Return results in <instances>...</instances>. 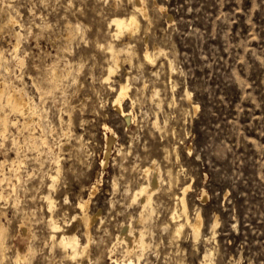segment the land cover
<instances>
[{
  "label": "rangeland",
  "instance_id": "1",
  "mask_svg": "<svg viewBox=\"0 0 264 264\" xmlns=\"http://www.w3.org/2000/svg\"><path fill=\"white\" fill-rule=\"evenodd\" d=\"M33 2L34 10L27 5L20 9L19 18L12 15L17 25L9 23L10 15L0 16V67H8V71L0 68V81L5 80L17 93L20 90L35 107L31 118L9 106L0 110L9 121L0 138L6 132L20 138L19 143L5 141V148L14 146L15 150L0 155V161H7L2 172L0 166V179L2 173L7 179L13 176V168L19 169V181L0 183V213L7 217H0L7 228L5 237L22 239L35 234L51 243L46 225L51 214L63 231L85 243L77 205L87 201L85 208L93 215L98 213L90 240H97L106 230L105 244L117 247V256L109 252L111 258L101 259L100 264H114L113 259L136 263L133 255L123 252L116 236L122 224L140 227V208L132 196L137 184L144 182L143 169L153 163L159 183L153 194L154 212L145 225L149 247L139 264H264V0H147L149 19L139 18V29L129 38H112L114 27L109 26L113 17H126L132 11L127 0L119 8L112 0L111 7L96 0H71L68 7V0H60L55 11L50 2L47 7L39 0ZM69 25L88 29L84 32L87 46L79 43V36L67 38L72 34ZM70 39L71 55L63 50ZM16 40L19 44L13 52ZM108 43L118 49L127 44L131 53V59L120 63L104 83L108 105L99 113L95 108L89 110L94 93L81 90L66 101L72 110L68 114L62 110L53 120L54 125L67 122L61 134L80 138L84 151L91 153L84 161L86 166H79L75 176L60 171L53 187L50 176L43 182L34 179L22 184L27 162L20 156L30 143L32 147L40 143L35 139L40 130L34 128L39 118L34 93L39 89L30 87L37 83V69L59 59L71 74L82 59L94 57L76 77L87 87L85 75L90 73L89 80L94 81L107 74L110 57L101 46ZM146 48L152 62L143 58ZM123 83L128 89L121 104L130 113L129 120L113 106ZM152 89L156 94L151 97ZM23 129L28 131L21 136ZM111 135L102 166L105 136ZM69 150L70 145H64L61 151ZM27 155L36 153L27 151ZM58 165L67 167L63 161ZM41 183L47 187L33 191ZM185 187L189 219L197 213L202 219L196 241L185 228L173 233L168 219L172 211L179 210L176 197ZM37 195L39 199H31ZM46 196L53 202L51 209ZM21 225L27 229L25 235ZM19 245L21 254L27 251L26 244ZM56 249L58 256L64 254ZM88 253L93 260L100 254L94 244H89ZM205 253L209 256L204 260Z\"/></svg>",
  "mask_w": 264,
  "mask_h": 264
},
{
  "label": "clouds",
  "instance_id": "2",
  "mask_svg": "<svg viewBox=\"0 0 264 264\" xmlns=\"http://www.w3.org/2000/svg\"><path fill=\"white\" fill-rule=\"evenodd\" d=\"M53 5V11H55V6L60 5V0H39L40 4H44L46 7L48 3ZM141 4H145L147 0H140ZM96 3L103 6L111 7L110 0H96ZM112 3L119 8L124 0H112ZM128 4H132L133 0H127ZM31 5L34 10L36 8V3L33 0H0V16L4 15H14L19 18L21 16L20 9ZM68 7H71V0H68ZM103 8H101V12ZM98 15L100 13H97ZM135 23V21H133ZM72 29L71 39H75L79 36V43H83L87 46L88 41L84 39V32L88 31L86 27L81 25H69ZM71 39L69 41V46L64 51H67L71 55ZM79 43L77 47H79ZM104 51H108L107 47L101 46ZM88 59L94 60V57H89L87 59H82L77 65L74 66L73 73L68 72V68L61 67V61H57L53 64L45 67H40L37 69L39 72V77L37 78V83L30 87L38 88L39 92L34 93L36 95V103L39 110V118L34 126L35 129L40 130V137L36 139L40 141L35 147L31 145L27 146V151L35 152L36 155L28 156L27 151H25L20 159L27 162V166L24 167L26 175L21 181L22 184H26L29 180L39 179L41 182L47 179L49 176L59 175L60 171L64 173H71L73 176L77 174V168L84 165V161L87 159L91 153L84 151L85 145L81 144L80 138L75 136H65L61 132L66 130L67 122L64 124H53L54 119H58L61 111L64 114H68L72 108L66 103L72 97H75L81 90H84L85 94L88 92H93L94 95L91 98V103L89 104V110L95 108L97 113L101 109L108 105V100L106 99L108 95V89L104 88L105 81L101 78H95L94 81L89 80V75H85V80L88 81V86L85 83L80 82L76 79L79 73L83 71L85 65L88 63ZM113 66L115 61L113 60ZM7 68V65L4 66ZM68 67H73L69 65ZM90 67H95V64ZM102 67V65H101ZM103 75V74H101ZM99 85V89L97 88ZM71 90V91H69ZM47 105V108H45ZM9 106V98L7 94H4L3 101L0 102V110L6 109ZM11 115V113H8ZM103 126V125H102ZM55 129V131H54ZM24 131L28 129L21 130V136ZM15 139L19 143V137L14 138L11 133H5L2 138H0V155L7 156L9 151H14V146L12 148H5V141H11ZM75 140L76 145H71V141ZM50 141V142H49ZM64 145H70L69 151H61ZM63 161L67 167L63 169L58 168V164ZM19 165V161L17 162ZM86 166V165H84ZM15 173V169H12ZM30 173V174H29ZM15 179V175L7 178L5 183L10 184L11 180ZM20 187V185H17ZM40 187H47L41 183L40 186L33 189L36 193L40 192ZM55 190V189H53ZM21 191H29V189L21 188ZM123 196V194H121ZM40 197L33 196L31 199L37 200ZM19 203V198H17V204ZM64 204L68 203L67 199L63 200ZM6 206V205H5ZM129 205H125L128 207ZM0 217L7 220V217L3 213H0ZM11 223V221H8ZM41 223H45L41 221ZM3 231L6 233L7 228L4 227ZM108 239V233L106 230L103 231V235L97 240H89L88 243L81 246V250L72 254L65 251L63 255L56 254L57 244L50 243L48 240L38 237L32 234L30 238L18 239L16 236H6V241H15V243H0V264H33L36 261L37 264H65L66 261L81 262L87 261L88 264H100L101 259L111 257L107 256V253H111L112 256H117V247H108L105 244V240ZM75 243V241H73ZM24 243L26 244L27 251L21 254L18 245ZM89 244H94L96 249L99 250V255L93 260L90 258L88 253ZM47 249V251H45ZM140 259H144L143 254L140 255ZM116 264H126L125 260H118ZM130 264V262H129Z\"/></svg>",
  "mask_w": 264,
  "mask_h": 264
},
{
  "label": "bare ground",
  "instance_id": "3",
  "mask_svg": "<svg viewBox=\"0 0 264 264\" xmlns=\"http://www.w3.org/2000/svg\"><path fill=\"white\" fill-rule=\"evenodd\" d=\"M154 3H155V1H154ZM113 6H115V4H113ZM148 17L149 16H148V12L146 9V5L141 4L140 0H133L132 11L126 17H113L109 21V26L114 27L113 32L111 33V37L112 38H119L123 35H126L128 38L131 37L139 29V24H140L139 18H142L143 20H145V19L148 20L149 19ZM133 21H135V23H133ZM16 22H17L16 18L14 16L10 15L9 23L11 25H17ZM14 35H15V37H18L19 33L16 32V33H14ZM67 35H68L67 38L72 37L71 33L67 34ZM18 44H19V42H18V40H16V42L13 44V52L17 51ZM106 47L108 48V51H106V53L108 52L107 54H109L110 62H109L108 67H107V74L103 80L107 82L110 79V77L112 76L115 68L120 63L128 61L131 59V55H130L131 53H130V50H129V47L127 44L124 45L120 49L116 48L111 43H108V45ZM143 58L147 62L153 61V59H152L150 53L148 52L147 48L143 54ZM113 60L115 61L114 66L112 63ZM0 68H2V67H0ZM3 68L5 71L6 70L8 71V67L5 68L3 66ZM127 89H128V85L126 83L119 85V89L117 91L118 93H117V96L113 102V106H114L115 110H117L121 115H123L125 117V119L129 120L130 113L124 111V108L121 104L122 98L127 95ZM5 93L7 94L8 98H9V107H10L11 111L18 113L20 115H23L22 117H24L25 115H28L30 118L34 116V114H35L34 108L35 107H34L33 102L29 98L25 97L24 94L20 93V90L17 93L16 90L8 88V86L6 85V81L4 80V81H0V102L3 101V97H4ZM154 94H156V91L154 89H152L151 90V97ZM193 108H194V110H196L197 107L194 106ZM37 119H38V117H37ZM8 123H9L8 119L6 117H2L0 115V131L1 132H4L6 130V128L9 126ZM29 123H31V122H29ZM32 123H34V122L32 121ZM13 124H15V123L13 122ZM26 124H27V122H24V125H26ZM153 124L155 126L156 122H154ZM105 130H106V128H105ZM39 136L40 135H38V137ZM105 140H106V151H105V159L101 163L102 166H104L106 164V159H107V155H108V151H109L108 150L109 144L112 141V135L110 137L105 136ZM36 144H38V143H36ZM30 145H31V143H30ZM35 146L36 145H34V147ZM6 162H7L6 159L5 160L3 159L2 161H0V164H1L0 166L2 169L1 172L4 170V167L7 164ZM12 164H13V161H12ZM15 164H17V163H15ZM9 166L11 167V165H9ZM20 167L21 166H19L18 168H20ZM12 168L13 167H11L10 169H12ZM58 168L60 169L59 165H58ZM151 169H154V173H152V175H149V172ZM18 170L16 169L15 173L13 175H15V179L19 181V171ZM156 171H157V169H155L153 163L149 167H146L145 169H143L144 182H139L137 184V187H136V189L133 193V196H132L133 200L138 203L139 208H140V211H139V214L137 217V224L140 225V227H132L130 224H122L120 232L116 236L117 243H120L123 245V249H124L123 252L126 254H129V255H133L136 258V261H137L136 263L133 260H128V261L125 260L126 264H129V262H130V264H139L140 255L143 254V256H144L147 248L149 247V243L147 241L148 238L146 239V231H145L146 226L145 225L147 222H149V220H151L153 212H154L153 194L157 190V185L159 183V178L156 175ZM9 172H11V171L9 170ZM2 177L3 178L0 179V183L3 182L4 179L6 180L5 173H2ZM50 178L53 182L50 185V187H53L54 186V180L57 178V175L56 176H50ZM15 187L16 186L13 185L12 189H15ZM91 188L92 189L90 190L91 191L90 197L93 196V194L95 193L96 186L94 185ZM186 190H187L186 187L183 188L181 195L176 197V200L179 204V208H178L179 210L172 211V213L169 215L170 217L168 219L171 223H173V231H172L173 233L179 234L180 231L185 228L190 233L192 239L196 241L198 239V237L200 236V233H201L202 219H201V216L199 213H197V215L193 219H189V217L187 215V202H186V198H185ZM202 197L205 198V194H203ZM2 198H3V193L0 192V200ZM45 199L48 201V208L51 209L53 202L51 201L50 197H48V196H46ZM86 205H87V201L79 202L77 205V208H78L77 210H80V215H79L78 220L81 223L80 225L83 226L82 227L83 232H84V235L86 236V239H85L86 242L85 243H80V241L76 235H69L65 231H63L62 226L59 225V221L57 222V220L53 217V215L50 214V216L47 220V224H46V225H48V228L51 231L50 232L51 233L50 234V241L53 244H57L58 245L57 248L61 252L64 253L65 251H67V252H70L72 254H75L76 252L81 250V246L88 243V241L90 240L92 228H93V225H94V222H95V219H96V216L98 215V213L94 214V215L91 214L85 208ZM3 228L4 227L0 222V243H5V234H4ZM22 230H23L24 235L26 233H28L25 226H22ZM21 237L24 238V236H21ZM73 241H75V243ZM208 256H209V254L205 253L203 255V259L205 260L206 257H208ZM117 261H118V259H113L114 264H116ZM70 262L73 264H83V261H81V262L70 261Z\"/></svg>",
  "mask_w": 264,
  "mask_h": 264
}]
</instances>
